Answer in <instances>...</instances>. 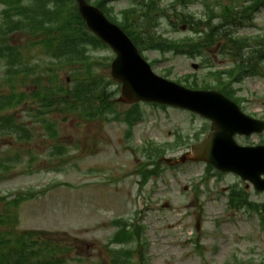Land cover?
<instances>
[{
	"label": "rangeland",
	"instance_id": "rangeland-1",
	"mask_svg": "<svg viewBox=\"0 0 264 264\" xmlns=\"http://www.w3.org/2000/svg\"><path fill=\"white\" fill-rule=\"evenodd\" d=\"M171 1H158L164 13L158 14L155 26L148 29L150 35L155 33L168 39L183 37L190 29L182 23L181 13L189 11L198 18L207 13L205 0H195L189 10L181 7L176 13ZM129 6L126 1L118 2L115 11L119 13L120 9ZM174 17L178 18V23L170 22L175 21ZM260 33L264 34V8L253 23L239 30L242 36ZM27 38L18 34L10 42L19 46ZM110 55L108 51H101L94 58ZM145 56L149 63H155L153 70L157 74L162 76L170 72L169 80L175 82L185 75L204 76L208 71L192 68L194 63L201 65V58L191 59L174 52H146ZM206 56L208 60L212 58L210 67L214 69L231 66V60L221 58L218 48L211 49ZM25 59L33 65H51L49 58L38 50L27 51ZM96 72L98 76L111 79L110 68L103 62ZM57 73L59 83L70 87L75 85L73 80L84 77L79 67H62ZM3 74L0 65V79ZM33 88L28 84L19 91ZM116 88L114 86L112 90ZM237 88L241 89L240 96L245 100L244 111L263 117L264 77L248 78ZM118 97L119 94L114 101ZM29 107H20L14 114L26 118ZM129 107L123 105L121 112ZM141 107L144 119L136 127L131 145L125 139L126 128L121 124L85 120L58 110L47 115V121L57 124L58 139H49L41 123H31L35 137L29 144H15L8 150L6 142L1 141L0 159H4L9 151L22 153L25 158L20 166L32 165L33 170L28 174L18 168L8 178L0 180V197L6 199L0 202V232H37L40 240H47L59 250L58 255L66 264H111L107 244L116 231L111 222L119 218L136 219L146 227L148 264H264L261 216L253 211L227 207L229 188L239 180L225 175L204 183L201 179L205 165L177 162L189 151L187 148L196 141L197 134L205 127L210 128V123L181 110ZM177 133L192 140L169 152L160 161L163 173L140 189L135 171L143 158L135 149L149 142L172 143L177 140ZM237 140L244 145L256 144L263 139L255 136L250 141ZM57 147L64 148V152L55 154ZM19 164L14 166L20 167ZM248 191L252 201L264 203V194L256 193L252 188ZM19 192H31L36 197L19 208L7 205Z\"/></svg>",
	"mask_w": 264,
	"mask_h": 264
},
{
	"label": "water",
	"instance_id": "water-1",
	"mask_svg": "<svg viewBox=\"0 0 264 264\" xmlns=\"http://www.w3.org/2000/svg\"><path fill=\"white\" fill-rule=\"evenodd\" d=\"M87 23L101 39L117 52L112 76L122 82L125 101H149L180 106L195 111L214 122L212 138L195 148L196 160L213 164L222 171L235 172L264 190V148L243 149L233 137L236 134L261 132L264 126L236 112L235 107L215 93L192 92L155 77L128 38L109 24L97 10L78 0ZM247 127V129H246Z\"/></svg>",
	"mask_w": 264,
	"mask_h": 264
},
{
	"label": "trees",
	"instance_id": "trees-1",
	"mask_svg": "<svg viewBox=\"0 0 264 264\" xmlns=\"http://www.w3.org/2000/svg\"><path fill=\"white\" fill-rule=\"evenodd\" d=\"M108 2L109 0H100V7H104L107 12L111 11L107 8ZM190 2L191 0H176L177 4L183 6L189 5ZM251 2L252 5L246 8V13L258 11L264 6V0H251ZM3 15L6 18L8 16L12 17L9 29L7 28L9 32L26 29L33 35L39 32L45 33L46 43H48L50 48L53 47L55 49L57 56L61 57L64 65L83 64L86 61L85 52L88 47H102V43L87 31L84 22L76 12L73 0H8V7L5 9ZM228 15V19H231V16L237 15V12L230 11ZM149 19L150 17L147 18V22H150ZM125 25L126 31L130 33L136 45L142 50L163 49L165 46L182 48L183 46L180 45L182 42H188L192 46V40L175 43L164 40L161 36L158 38L143 37L144 34L140 30H134L130 23H125ZM216 30L217 28L212 31L213 35L217 34ZM216 40L223 43L224 56L232 58L235 62H240L239 67L234 73V76L238 77L236 80H240L245 76L256 75L260 72L262 58L260 61L258 58L264 49V35L256 38L253 44H256L255 46H258L257 49L259 50L250 56V53H247L250 45L245 39L236 38L234 40L231 33L224 31L217 35ZM19 72L29 78L24 71L19 70ZM221 76L222 72H219V79L223 80ZM91 82L94 85L91 98L99 97L102 100L105 94L104 92L97 91L96 85L99 83L98 80L91 77ZM189 86L192 88H199L201 86L203 89H212L211 84L208 82H203L200 85L197 81H194ZM60 91V89L56 88L54 92L50 93L46 88H41L40 91L34 94L33 99L39 100L43 104H47L52 100L54 103L57 97L56 93ZM223 91L228 92L227 89ZM17 99L18 101L24 100L25 95L20 94L17 96ZM112 106L111 104H107V109H111ZM133 114L135 115V111H133ZM125 121L132 126V123L127 118ZM143 153L147 155L149 161H155L151 151L144 149ZM140 174L142 175L143 182L152 175V173L143 171ZM3 240L5 241L0 242V264H8L15 257L31 263L38 256V253L33 249V245H27L25 242L23 245L21 242H18L17 245H12L10 241Z\"/></svg>",
	"mask_w": 264,
	"mask_h": 264
}]
</instances>
